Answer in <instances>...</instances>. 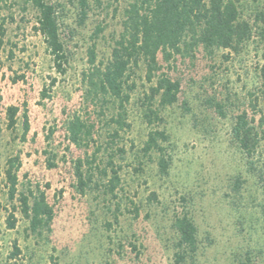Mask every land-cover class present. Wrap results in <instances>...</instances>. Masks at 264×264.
Segmentation results:
<instances>
[{
  "label": "rangeland",
  "instance_id": "1",
  "mask_svg": "<svg viewBox=\"0 0 264 264\" xmlns=\"http://www.w3.org/2000/svg\"><path fill=\"white\" fill-rule=\"evenodd\" d=\"M131 1L91 0L82 21L77 0H49L57 8L68 58L60 74L35 30L37 10L27 0H0V21L7 19L5 35L0 34V159L5 165L20 155L19 191L39 187L54 210L50 231L34 235L18 196L10 201L0 174V264H173L174 222L184 212L195 219L200 239L199 253L188 264H264L263 156L251 166L232 134L251 94L264 89L260 30L229 60L223 52L209 57L199 50L165 68L181 83L173 105L161 107L158 97L149 105L146 97L155 83L138 73L128 105L131 128L120 144L125 154L116 160L121 183L117 196L106 192L107 180L99 178L97 167L108 160V128L98 111L85 106L81 79L92 47L98 62L110 57ZM262 9L264 0H246V18L254 21ZM11 106L20 109L14 129L8 128ZM148 106L158 114L151 123ZM23 113L30 124L25 139ZM75 114H91L95 123L93 136L80 146L66 131ZM156 131L169 136L161 142L171 159L166 175L157 155L143 151ZM80 160L86 176L94 173L83 194L76 176ZM11 213L14 229L7 224ZM15 245L20 254L13 256Z\"/></svg>",
  "mask_w": 264,
  "mask_h": 264
},
{
  "label": "trees",
  "instance_id": "2",
  "mask_svg": "<svg viewBox=\"0 0 264 264\" xmlns=\"http://www.w3.org/2000/svg\"><path fill=\"white\" fill-rule=\"evenodd\" d=\"M82 21L87 17L91 0H77ZM38 12L37 26L46 44V49L53 59L58 73L66 72L68 62L66 49L61 40L60 24L56 5L49 0H27ZM246 0H132L124 10L121 31L114 40L110 57L107 61H97L95 46L89 52V67L82 73L84 88L83 100L87 109L98 111L108 128L105 150L108 152L107 163L97 167L99 178L106 192L117 196L121 183L120 168L116 160L122 158L125 149L120 146L122 133L131 128L128 122V105L136 89L135 78L142 72L149 83L146 100L152 105L159 98L160 106L173 105L180 94L181 83L172 79L165 68L171 70L179 59L194 58L195 53L202 50L207 56L213 57L223 52L226 60L230 56H239L250 45L258 32L264 37V10H256L254 21L246 18ZM11 20H14L11 17ZM7 19L0 21V34L5 35ZM258 23V24H257ZM260 23V25H259ZM263 32V33H262ZM10 56H13L11 53ZM264 79V68L262 70ZM261 95L250 96L249 107L235 117L232 128L233 137L253 166L258 155L262 154V168L259 179L264 194V103ZM220 107V105H218ZM221 108V107H220ZM19 107L7 109L8 128L14 129L17 124ZM147 120L158 118L156 111L148 106L145 112ZM24 117V139L30 132L29 119ZM91 114L83 117L75 114L66 123L69 140L80 146L83 141L93 136L95 123L91 122ZM169 141L163 131L149 135L143 148L144 153H155L161 174L168 173L171 159L161 142ZM102 148V147H101ZM101 148L99 150H101ZM90 164V163H89ZM22 167L20 155L9 158L5 165L0 159V174H4L10 201L18 198L22 213L29 221V228L36 236L50 231L54 219V210L46 193L39 187L19 191V172ZM82 161L78 162L76 176L80 192L85 193L92 183L94 173L82 170ZM137 212V210H136ZM264 216V203L262 204ZM9 229H14L16 219L13 213L8 218ZM177 242L174 246L173 264H188L194 260L200 250L199 230L195 219L184 212L177 215L174 222ZM20 254L15 245L13 256Z\"/></svg>",
  "mask_w": 264,
  "mask_h": 264
}]
</instances>
